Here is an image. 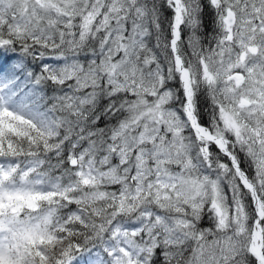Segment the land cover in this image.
I'll list each match as a JSON object with an SVG mask.
<instances>
[{
	"label": "snow or ice",
	"instance_id": "obj_1",
	"mask_svg": "<svg viewBox=\"0 0 264 264\" xmlns=\"http://www.w3.org/2000/svg\"><path fill=\"white\" fill-rule=\"evenodd\" d=\"M0 264H264V0H0Z\"/></svg>",
	"mask_w": 264,
	"mask_h": 264
}]
</instances>
